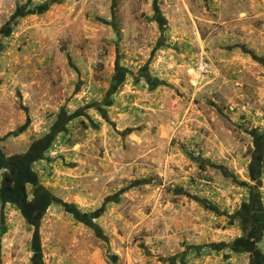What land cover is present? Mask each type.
<instances>
[{"label":"rangeland","instance_id":"374dc122","mask_svg":"<svg viewBox=\"0 0 264 264\" xmlns=\"http://www.w3.org/2000/svg\"><path fill=\"white\" fill-rule=\"evenodd\" d=\"M0 264H264V0H0Z\"/></svg>","mask_w":264,"mask_h":264}]
</instances>
